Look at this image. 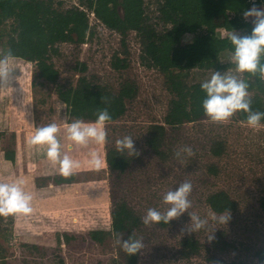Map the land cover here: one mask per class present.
I'll use <instances>...</instances> for the list:
<instances>
[{"label":"rangeland","instance_id":"rangeland-1","mask_svg":"<svg viewBox=\"0 0 264 264\" xmlns=\"http://www.w3.org/2000/svg\"><path fill=\"white\" fill-rule=\"evenodd\" d=\"M64 10L77 0H55ZM153 1V0H152ZM59 2H61L59 4ZM154 4L149 11L155 15ZM258 9L261 4L254 3ZM252 5V6H253ZM251 6V7H252ZM250 7V8H251ZM249 8V9H250ZM92 34L84 43L62 42L51 62L58 70L56 83H49L37 76L34 62L9 57L11 70L6 86L0 84V182L22 179L24 191L33 197L30 215L10 214L0 218V264H125L120 245L107 236L102 243L94 241L91 230H109L113 205L126 201L140 216L141 223L134 230L136 239H143L144 249L137 264H260L258 252H264V120L259 128L252 129L239 119L237 112L225 122H213L209 117L177 126L165 124L171 94L165 86V77L154 67H147L140 60V45L134 31L122 36L88 14ZM253 17H248L252 25ZM217 19V35L228 32ZM13 21L0 26V58L6 55L3 43L8 39ZM254 26V25H253ZM238 35H249L247 28L234 30ZM184 34L183 42L192 39ZM126 57L128 66L115 70L111 66L113 54ZM234 46L220 54V61L227 68L219 70L231 73L245 82L250 78L236 72L232 60ZM85 66L83 71L82 67ZM213 69L190 71L174 69L187 83L210 79ZM79 76H86L97 83L117 91L121 82H135L137 94L126 100V111L118 119L107 122L106 142L97 144L90 140L86 146L67 139V126L79 119L70 117L65 104L56 95V84L75 85ZM264 79V78H263ZM249 96L256 94L248 90ZM261 96L264 112V95ZM85 123L94 121L81 120ZM55 123L60 128L57 138L61 154L79 161L73 172L72 183L55 184L52 178L59 172L46 156L47 145L29 146L28 138L37 128ZM165 126L162 149L163 158L155 154L145 143L151 125ZM124 136L134 138L138 156H132L124 173L108 168L105 162L107 148L117 147L116 140ZM214 142L223 146L222 153L211 152ZM190 146L195 152L188 157L182 153L177 159L174 153ZM4 151L15 154V162L4 158ZM96 152L101 164L90 163L91 152ZM214 166L213 173L210 167ZM183 181L192 183L189 212L207 218L214 212L207 197L217 191H225L235 202L231 220L227 225L211 219L205 228L181 235V229L190 223L185 212L169 225H144L142 218L148 208L166 212L169 205L163 196ZM217 216L224 213H216ZM215 229V239L209 243L206 235ZM199 242L196 254L184 256L182 240Z\"/></svg>","mask_w":264,"mask_h":264},{"label":"trees","instance_id":"trees-1","mask_svg":"<svg viewBox=\"0 0 264 264\" xmlns=\"http://www.w3.org/2000/svg\"><path fill=\"white\" fill-rule=\"evenodd\" d=\"M78 6L67 9L56 6L55 0H0V26L9 19L13 21L8 39L3 43L4 51L9 57H16L34 62L37 76L49 83H56L58 70L51 62L57 54V44L62 42L84 43L92 34L89 24V13L107 28L119 33L124 41L129 31H134L140 45V60L147 67H154L163 73L165 86L172 95L168 103L164 122L177 126L184 122L196 121L208 117L202 107L206 92L200 87L202 82L187 83L184 76L173 73L174 69L190 71L222 70L227 68L220 61V54L230 51L233 47L228 36L217 35V19L221 18V26L227 31L247 28L249 34L253 25L243 17V12L254 4L264 0H77ZM61 2H59L60 4ZM155 15L149 11L154 4ZM184 34H192L188 42H183ZM1 39V34H0ZM10 54V55H9ZM113 54L111 66L120 70L128 66L126 57ZM264 64V56L261 57ZM83 71L85 66L82 67ZM246 83L248 90H255L250 96L251 108L261 111L263 107L261 96L264 95V79L259 72L252 75ZM56 95L65 104L70 117L79 120L95 121L98 110L105 107L111 115L109 122L115 121L126 111V100L137 94L135 82L127 79L121 82L115 92L106 85L79 76L75 85L63 86L56 84ZM108 98V103L102 98ZM239 119L246 121L247 114L237 111ZM262 119L261 121H263ZM165 126L153 124L150 126L146 145L160 158L165 151L162 142ZM223 146L214 142L211 152L215 156L222 153ZM4 158L15 162L14 152L4 151ZM132 158L126 151L119 152L117 147L107 148L105 162L108 168L119 174L124 173ZM215 173L216 168L210 167ZM76 174L64 177L57 174L52 178L55 184L72 183ZM207 203L216 213L232 210L235 202L225 191L211 193ZM264 210V199L260 202ZM111 227L109 230H91L90 237L102 243L107 236L116 239L118 234L122 240L130 235L136 238L134 230L141 223L140 216L126 201L113 205L110 212ZM2 218V216H0ZM165 226L166 224L160 223ZM184 256H191L199 251L198 241L185 238L182 240ZM125 264H137L139 254L128 256L122 251ZM260 261H264V252H258ZM58 264H62L60 261ZM97 264H102L98 262Z\"/></svg>","mask_w":264,"mask_h":264},{"label":"clouds","instance_id":"clouds-1","mask_svg":"<svg viewBox=\"0 0 264 264\" xmlns=\"http://www.w3.org/2000/svg\"><path fill=\"white\" fill-rule=\"evenodd\" d=\"M243 17H253V28L249 35H238L234 31L228 32L227 36L234 46L232 60L236 65L237 73L247 72L255 75L259 72L264 78V64L261 63V57L264 56V8L258 9L253 5L249 10L243 12ZM10 55V54H9ZM8 56L0 58V84L6 86L10 79L11 70L9 67ZM201 89L206 92V98L202 101V107L205 114L213 122L228 121L237 111H243L247 114V126L257 129L261 120L264 119V112L254 111L251 108L252 100L249 96V85L231 73H222L219 70L213 71L210 79L200 85ZM102 102L107 104L108 98H102ZM111 120L108 108L98 110L96 120L92 123H85L76 120L70 123L67 128V139L77 145L86 146L90 140L97 144L106 142L107 131L105 125ZM60 128L57 124L52 123L36 129L27 143L29 146L47 145L46 156L53 165H59V172L64 177L73 174V171L80 167L77 160L72 159L69 155L61 154V144L57 138ZM117 151H128L130 155L138 156L139 151L135 148L134 138L124 136L116 140ZM182 153L188 157L194 156L195 152L190 146H184L177 150L174 156L177 159L182 158ZM90 163L95 167H100V160L96 152L90 153ZM22 179L12 182H0V216L10 214L30 215L33 211L31 207L32 195L24 191ZM192 192V183L183 181L174 190L167 191L163 196V203L169 205L166 212H160L155 208H148L142 218V223L146 226L152 224L164 223L169 225L172 220L178 219L185 212L190 217V223L181 229V235H191L208 224V220L227 225L231 220V213L228 209L224 214L217 216L214 212L209 211L207 218H201L195 212H189L192 207V201L189 196ZM212 229L207 240L211 243L214 239ZM116 235V243L121 246L128 256L142 254L144 249L143 239H136L130 235L127 239L122 240V236ZM264 264V261H260Z\"/></svg>","mask_w":264,"mask_h":264}]
</instances>
